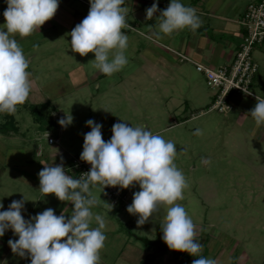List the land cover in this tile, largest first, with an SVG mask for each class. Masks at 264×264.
Listing matches in <instances>:
<instances>
[{"label":"rangeland","instance_id":"1","mask_svg":"<svg viewBox=\"0 0 264 264\" xmlns=\"http://www.w3.org/2000/svg\"><path fill=\"white\" fill-rule=\"evenodd\" d=\"M73 1L66 5L65 0H59L58 9L49 20L53 27L41 26L30 40L22 43L29 49L35 44L38 46L25 55L33 57L29 67L34 68L40 90L30 91L26 102L17 106L14 114L20 126L18 136L24 133L31 137L30 145L37 148L38 143H47L43 134L50 132L59 138V146L77 156L83 151L84 135L91 130L86 121L92 119L102 125L105 141L111 139L113 124L125 122L141 125L174 142L178 152L174 163L188 183L183 191L184 199L176 203L186 208L196 226V240L203 245L201 254L205 252L202 256L216 260L217 264H264V122L257 126L250 114L256 98L242 96L239 106L220 112L208 109L213 89L191 62L173 61L164 55L166 60H163L161 55L155 58L145 53L155 66L164 70V75L157 71L156 76H151L145 71L147 61L142 49L147 44L163 41L157 18L170 0H155L159 13H154L151 20L146 19V9L154 0H125L122 7L128 9L129 27L122 32L128 36L125 51L128 63L111 76L103 75L93 67L94 53L81 57L71 50V36L67 34L80 23L77 19L87 16L90 8L89 0ZM252 1L221 0L222 4L230 3L229 15L235 19L239 18V13H235L237 8ZM180 2L190 7L192 0ZM2 3L6 9L5 0H0V7ZM199 17L207 25L205 14ZM209 19L211 26L222 23V20ZM153 25L159 38H152L149 28ZM181 32L188 33V28L176 31V36ZM252 58L258 72L251 91L264 98V46H256ZM77 65L89 77L83 85H80L82 78L78 81L72 77L80 73ZM194 85L203 94H192ZM18 110L21 112L17 113ZM68 113L73 117L72 123L61 127L58 120ZM11 125L10 122L1 125L0 130L9 131ZM197 129L203 134L194 135ZM92 188L99 197L97 211L104 219L110 217L114 226L102 230L106 240L100 251V264H192L193 256L178 262L170 254L157 255L149 262L151 250L136 238L155 239L157 226L165 223L170 206L161 205L148 222L138 226L137 215L129 214L127 208L120 206L118 209L112 206L115 208L109 211L111 203L102 187L95 184ZM126 190L130 205L133 193L140 188L134 184ZM10 239L18 238L9 228L0 237V264H31L27 254L21 258L11 251Z\"/></svg>","mask_w":264,"mask_h":264},{"label":"clouds","instance_id":"2","mask_svg":"<svg viewBox=\"0 0 264 264\" xmlns=\"http://www.w3.org/2000/svg\"><path fill=\"white\" fill-rule=\"evenodd\" d=\"M5 2V24L0 26V113L13 114L18 105L26 102L32 89L31 73L27 71L31 60L14 36L27 37L39 31L54 17L59 0ZM89 3L87 16L67 34L71 36V50L81 57L94 53L93 67L111 76L128 63L125 55L128 36L122 32L129 27L128 9L122 7L125 0H89ZM157 11L154 0L146 9V19L151 20ZM157 19L160 33L167 35L184 28L195 31L202 24L196 9L183 5L180 0H170ZM246 94L251 95V92ZM250 114L257 126L264 122V98L256 96ZM72 120L68 113L58 123L67 127ZM86 126L91 130L84 135L80 159L91 165L88 172L73 178L66 174L61 163L45 165L38 173L39 191L71 202L72 215L69 218L63 214L57 216L52 208H47L25 220L22 209L26 199L12 201L6 211H0V237L9 228L19 237L8 241L11 251L21 258L27 254L31 264H100V251L106 240L102 230L106 222L91 211L97 199L91 196L90 186L99 183L103 189L108 186L127 189L138 184L140 190L133 193L132 203L126 209L139 217L137 225L148 222L161 205H168L165 223L161 226L167 247L199 257L193 259L192 264H217L216 260L200 255L203 245L196 240V226L186 208L176 203L184 199L183 191L188 187L186 177L174 163L178 154L176 144L141 125L115 123L108 141L102 138L101 124L89 119ZM202 134L200 129L194 133ZM48 135L46 132V139ZM0 208H3L2 203ZM111 208L112 205L109 211ZM93 220L98 227L90 226Z\"/></svg>","mask_w":264,"mask_h":264},{"label":"crops","instance_id":"3","mask_svg":"<svg viewBox=\"0 0 264 264\" xmlns=\"http://www.w3.org/2000/svg\"><path fill=\"white\" fill-rule=\"evenodd\" d=\"M65 1L66 5L69 1L74 2L73 0ZM229 5L230 3L222 4L221 0H192L190 7L195 8L196 14L199 16L205 14L208 19L207 25L201 24V26L195 31L188 28V33L184 34L181 32V34L179 33L178 36H176V31H174L171 35L160 33L163 41L158 42L156 40L157 42L147 44L144 46V49H142V51L144 50V53L141 52L143 53V58L147 61V67L145 71H147L148 74L150 73L151 76H156L155 74L157 71H160V73L164 75V70L160 69L158 65L155 66V64L149 60L150 58H147V54L145 53H151V55L153 57L155 56V58L161 55L160 59L163 60H166L164 59L163 55L165 57L170 56L173 61H176L179 60L176 56V53L179 52L186 55L192 61L207 63L212 66H220L230 61L233 57V53L237 45L241 41L242 29H240L239 27L240 25L238 23V20L240 19L247 4L241 9L237 8L235 13H239V18L236 19L233 16L229 15ZM3 7L4 5L2 3L0 7V26L5 24V18L3 16L5 8L3 9ZM156 13H159V10ZM209 18L217 19L220 21L222 20V23H220L219 25L211 26L209 23ZM83 19L84 18H79L77 19V21L81 22ZM223 22L225 24H223ZM42 26H44V29L53 27V25L49 21H46ZM4 30L6 31V29ZM40 30L41 29H39V31ZM149 30L153 35V39L157 37L159 38L157 32L154 31V25L152 28H149ZM36 33L37 31L27 37H20L18 34L14 36V38L23 48L25 54L30 53V51L38 47L36 46V44L31 49L25 47V45L27 44H23L22 46V43H24V41L30 40ZM153 50L157 53H154ZM32 59L33 57L30 56L31 62ZM192 61L189 62L194 64ZM77 66H80L79 68H76V70L80 73L72 74V77H75V79H77L78 81H80V78H82V84L80 85H83L84 83H87L89 77L84 72L81 65ZM33 70L34 68L31 67L27 69V71L31 73V91H38L40 90L38 84L39 80L34 75ZM99 73L96 74L101 75ZM159 77L160 79H162V76ZM97 78L99 79L100 77L96 76V79ZM197 93L203 94L201 90L198 87L196 88V86L194 85L192 94L196 95ZM209 97L211 99L210 101L212 102L213 94H209ZM242 98V96H239L237 94L231 95L230 101L232 104V108L233 106H239L240 100ZM19 111L20 110H18L17 113ZM9 122L12 124L11 130H0V203L3 204V208H0V211H6L12 201L22 200L25 198L26 201L24 203V208L22 209V216L25 220H29L31 217L43 212L47 208H52L55 215L57 216L63 214L66 218H69L70 215H72L74 205L68 201L58 200L54 194L44 195L42 192H40L38 173L43 169L45 165L56 166L62 163L66 174L73 176V178H76L70 166V159L73 155L68 153L63 146H59V138L57 136H53L52 134H50V132L47 133L57 139L56 143H48L46 139V133H44L43 135L47 143L45 145H41V143H38L37 148H33L30 145L31 137H27L26 135H24V133H20V135L18 136L17 133L20 126L18 125L19 121L16 119L15 114L0 113V128H2L1 125ZM92 187L93 185L90 186L91 196L95 197L98 200L99 197L96 196V190H94ZM109 203L111 204L108 205L115 206V209H118L119 206L122 209L127 208L129 206L128 194L124 205L123 203H113L110 200ZM97 205L98 204L94 205L91 208V211L94 215L99 214L102 216V214L97 211ZM109 214L111 215L112 213L110 212ZM104 220L105 222H109L106 224L105 229L114 228L113 224L110 221V217H108V219L105 218ZM90 226L95 228L98 227V224L95 220H93ZM17 238L19 237L17 236ZM131 246L133 245H130V247ZM132 248H134V246ZM166 254L171 255V253L169 252L162 255Z\"/></svg>","mask_w":264,"mask_h":264},{"label":"built area","instance_id":"4","mask_svg":"<svg viewBox=\"0 0 264 264\" xmlns=\"http://www.w3.org/2000/svg\"><path fill=\"white\" fill-rule=\"evenodd\" d=\"M238 23L244 27L241 41L237 45L232 59L223 65L212 66L192 61L186 55L176 53L180 61H192L195 69L204 75L207 85L213 89V101L208 109H216L220 112L231 109L230 99L233 94L253 98L257 96L251 91L254 77L258 71V65L252 58V51L256 46H264V0H254L248 3ZM247 91L251 92V95L246 94ZM47 142L56 143L57 139L48 135ZM70 166L76 178H80L82 173L88 172L91 168L90 164L80 159V155L71 157ZM99 185L103 189V185ZM103 191L111 202L125 203L126 189L108 186Z\"/></svg>","mask_w":264,"mask_h":264},{"label":"trees","instance_id":"5","mask_svg":"<svg viewBox=\"0 0 264 264\" xmlns=\"http://www.w3.org/2000/svg\"><path fill=\"white\" fill-rule=\"evenodd\" d=\"M157 231H158V235L155 239H149L147 237L136 236L137 239L142 240L143 245L145 246L146 249L151 250V252L148 254L149 257H147V260H149V262H151V260H153L155 256L162 255L167 252L171 253V256L173 257V259H177L178 262L182 261L183 259H188L192 257L191 255L185 252H178V251L170 250L162 239L163 233L161 230V226H157ZM204 253L205 252H203L200 255L202 256ZM195 258H199V257H195ZM145 264H148V263L145 262Z\"/></svg>","mask_w":264,"mask_h":264}]
</instances>
